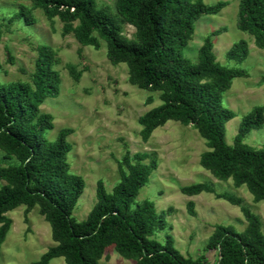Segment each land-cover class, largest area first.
Returning <instances> with one entry per match:
<instances>
[{
    "label": "trees",
    "instance_id": "1",
    "mask_svg": "<svg viewBox=\"0 0 264 264\" xmlns=\"http://www.w3.org/2000/svg\"><path fill=\"white\" fill-rule=\"evenodd\" d=\"M33 1L51 18L58 16L64 32L73 33L83 46L99 47L104 41L111 63L127 64L134 85L161 92L163 103L139 118L145 142L169 121L193 125L209 148L201 156V165L221 181L231 179L236 187L246 186L256 202L264 201V149L245 141L250 132L263 128L264 106H256L243 117L233 145L226 139L227 124L236 114L224 107L223 93L234 79L247 72L217 62L211 37L199 50L198 64L183 54L195 33V22L204 15L220 13L227 2L208 5L203 0H116L113 12L110 7L99 8L97 0ZM18 16L31 21L24 8ZM125 25L135 27L133 39L124 35ZM237 25L264 49V0H241ZM2 39L0 23V48ZM249 50V43L241 40L229 56L243 61ZM55 57L52 47L42 45L32 84L0 82V150L9 161L0 167V182H5L0 188V254L13 225L6 214L26 206L28 212L40 208L57 243L35 264H50L56 258H63L66 264H100L111 246L135 264H205V258L185 257L171 236L166 244L156 240V230L165 224L164 215L158 214L152 200L136 202L158 168L155 154L131 156L128 152L119 162L120 182L109 193L105 183L98 181L97 202L87 219H75L86 182L72 172L69 162V136L74 130L61 129L55 140L49 139L54 116L42 111L48 98L59 95ZM10 60L14 61L12 57ZM2 67L0 61V71ZM182 192L195 196L216 191L208 183H196L182 188ZM217 196L240 206L248 225L242 232L233 226H216L207 245L218 253L215 264H264L260 217L231 193ZM188 206L194 214V202Z\"/></svg>",
    "mask_w": 264,
    "mask_h": 264
},
{
    "label": "rangeland",
    "instance_id": "2",
    "mask_svg": "<svg viewBox=\"0 0 264 264\" xmlns=\"http://www.w3.org/2000/svg\"><path fill=\"white\" fill-rule=\"evenodd\" d=\"M203 1L208 5L225 1L228 5L220 13L204 15L195 22V33L183 54L198 64L199 50L211 37L217 62L247 72L246 76L234 79L231 88L223 93L224 107L236 114L227 124L226 139L233 145L243 117L256 106H264V49L256 45L253 36L238 28L241 0ZM97 5L115 12L116 0H97ZM23 8L31 21L18 16ZM0 23L3 25L0 82L32 84L39 47L48 45L56 53L54 68L60 75L59 95L48 98L42 111L54 116V129L47 133L49 139L55 140L61 129L74 130L69 136L72 144L69 162L72 172L86 182L74 212L77 221L86 220L96 204L98 181L105 183L109 193L120 182L119 162L128 152L131 156L150 153L157 157L158 168L136 202L152 200L158 214L164 215L165 224L156 230V240L166 244L171 236L185 257L205 258V264H215L218 253L207 245L216 226H233L242 232L248 225L240 206L219 198V193L241 198L260 217L264 232V201L256 202L246 186L236 187L231 179L221 181L201 165V156L209 148L193 125L169 121L157 128L149 141L142 139L139 118L163 103L161 92L134 85L127 64L111 63L104 41L99 47L83 46L73 33L64 32V23L58 16L51 18L33 0H0ZM135 32V27L124 26V35L129 39L135 37ZM241 40L249 43L250 50L245 60L238 61L229 52ZM245 141L256 149H264V126L250 132ZM8 163L0 150V167ZM196 183H208L216 192L195 196L182 192V188ZM4 184L0 182V188ZM190 202H194V214L189 212ZM6 215L13 225L2 245L0 264H35L57 245L51 225L40 214L39 207L28 212L26 206H21ZM135 263L117 253L114 246L106 250L100 261V264ZM50 264L66 262L56 258Z\"/></svg>",
    "mask_w": 264,
    "mask_h": 264
}]
</instances>
